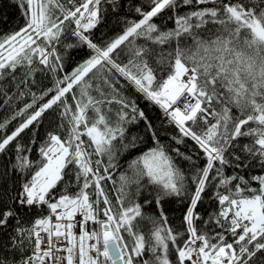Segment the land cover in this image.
Listing matches in <instances>:
<instances>
[{
  "label": "snow or ice",
  "instance_id": "obj_1",
  "mask_svg": "<svg viewBox=\"0 0 264 264\" xmlns=\"http://www.w3.org/2000/svg\"><path fill=\"white\" fill-rule=\"evenodd\" d=\"M13 4L22 23L0 35V264H264V0H143L133 20L125 0ZM109 10L124 27L98 43ZM49 113L65 135L40 138ZM122 154L134 158L117 181Z\"/></svg>",
  "mask_w": 264,
  "mask_h": 264
},
{
  "label": "trees",
  "instance_id": "obj_2",
  "mask_svg": "<svg viewBox=\"0 0 264 264\" xmlns=\"http://www.w3.org/2000/svg\"><path fill=\"white\" fill-rule=\"evenodd\" d=\"M142 2H143V0H125L124 8L122 9V12H121V17L126 16L127 19H128V17H131L133 15L134 5H136L138 3H142ZM65 3H66V0H65ZM104 7H105V9H107V5H105ZM156 22L158 24L160 23V21H156ZM20 23H22L20 11L16 6H14L13 0H0V35H3L7 32L12 31ZM164 23L168 24V27H172V25L169 24L166 19H165ZM122 26H123V23L118 22L117 17L112 16L110 14V10H109V14L106 17L105 22L101 26H99L97 29L93 30V38L96 42L99 43V41H98L99 35L103 34L104 39H108L109 37L116 35L122 29L121 28ZM72 27H74V25ZM65 39L70 40L71 43H75L74 38L66 36V37H64V41H65ZM64 41H63L62 45L61 44L58 45V49L62 55L65 54V50L63 48V45L65 44ZM138 43L143 44L144 41L141 39L138 41ZM160 47L164 48L165 51L167 50V46H160ZM69 51H71V50H69ZM71 52L73 55V61L75 63V62H79L82 59L87 58L86 54L88 52H90V50L87 48H84L83 50H73ZM155 59H156V57L153 58V60H155ZM37 75L40 77V79H42V74H37ZM37 75L35 76V80L37 81L38 85H41L42 80H38ZM42 86L45 88L50 87L51 86L50 80H43ZM11 91H12V89H9V94H11ZM33 91L39 92V87L33 88ZM129 94H131V93L129 92ZM0 104H2V100H0ZM140 106L142 108L146 107V105L143 102L140 103ZM10 112H11V109H8V108L0 109V120H2L6 115L10 114ZM234 112L237 113V110L233 109V114H234ZM149 114L153 117L161 115L160 110L158 108H153ZM60 124H61V122L58 119L54 120V121L51 119V113L46 115L44 118V124L39 129L40 138L41 139L44 138L46 130L52 131V132H57L62 136L65 135L66 133L64 130H62L60 128ZM14 126H15V122H13L12 127H14ZM8 131H11V127L8 129ZM139 132H140V129H137L134 126L129 129V135H135ZM30 135H31L30 131H26L21 137L22 142L27 144ZM85 139H87V138L85 137ZM32 158L33 159L36 158L35 152L32 153ZM132 158H134V157H130L127 154L121 155L120 160H119V163L121 166L119 169H117L113 173L114 179H116L118 181L119 175L127 169L128 163L130 162V160ZM2 168H3V161L0 160V170H2ZM71 171H72L71 168L68 169L69 173H71ZM253 174H261V173H260L259 169H254ZM69 179H70V177L66 175L65 176V182H67ZM60 187L62 188L63 185H61ZM253 187H258V185L255 182H253ZM108 188L109 189L111 188V182H109ZM59 190L60 189L58 188L57 191H59ZM207 205H208V200H207V198H205L204 206L206 207ZM166 207H168L170 209V211L168 212V216H169V219H170L172 225H177L179 223L177 218L180 216V213H179V211H175V209L178 206L176 204H170V205H166ZM144 211L147 213V212H150L151 210L145 208ZM142 227L145 230H147L148 225L144 224V225H142Z\"/></svg>",
  "mask_w": 264,
  "mask_h": 264
},
{
  "label": "bare ground",
  "instance_id": "obj_3",
  "mask_svg": "<svg viewBox=\"0 0 264 264\" xmlns=\"http://www.w3.org/2000/svg\"><path fill=\"white\" fill-rule=\"evenodd\" d=\"M139 4V3H138ZM137 5V4H136ZM134 9V8H133ZM133 19H137V15H136V13H135V11L133 10V15L131 16V17H128V20H133ZM173 26V25H172ZM124 27V25L121 27V28H123ZM102 35V34H101ZM101 35H99V37H98V41L99 42H101V40H100V38H101ZM63 41H64V38L62 39V41H61V45H62V43H63ZM65 43H71V41L70 40H68V39H65V41H64ZM71 51H73V50H71ZM37 79L38 80H42V79H40V77L37 75ZM129 94V93H128ZM144 103V102H143ZM145 104V103H144ZM146 105V104H145ZM234 114H237L236 112H234ZM66 133V132H65Z\"/></svg>",
  "mask_w": 264,
  "mask_h": 264
},
{
  "label": "built area",
  "instance_id": "obj_4",
  "mask_svg": "<svg viewBox=\"0 0 264 264\" xmlns=\"http://www.w3.org/2000/svg\"><path fill=\"white\" fill-rule=\"evenodd\" d=\"M77 232H78V230H77Z\"/></svg>",
  "mask_w": 264,
  "mask_h": 264
}]
</instances>
